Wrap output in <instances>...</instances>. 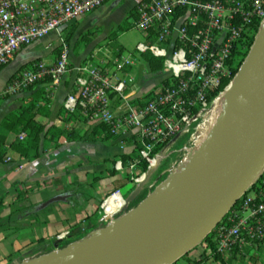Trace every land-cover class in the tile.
Wrapping results in <instances>:
<instances>
[{
	"label": "built area",
	"instance_id": "1",
	"mask_svg": "<svg viewBox=\"0 0 264 264\" xmlns=\"http://www.w3.org/2000/svg\"><path fill=\"white\" fill-rule=\"evenodd\" d=\"M106 1L0 0V67L52 31L58 32L59 49L54 61L34 60L30 68L14 74L3 95L40 84L56 86L71 72L74 90L67 93L62 107L70 113L78 110L87 126L98 127V137L108 135L118 144L125 157H116L113 169L134 187L149 168L154 172L161 159L175 154V160L160 175L172 172L210 130L235 74L223 88L218 87L230 78L240 39L254 25L257 31L260 28L264 0H138L132 24L148 40L153 36L154 43L138 42L135 49L161 58L163 65L158 83L142 95L128 91L134 81L133 76H125L134 64L129 54L105 55L101 64H93L92 55L91 60L87 57L70 65V44L60 31ZM184 135L187 142L174 149L173 144ZM25 136L21 132L18 138ZM149 178L142 189L155 185L156 179L147 183ZM124 206L120 188H114L102 198L99 210L111 220ZM211 232L215 251L203 239L193 248L200 253L187 264H208L215 255L224 258L235 248L243 251L264 241V169ZM68 234L65 230L55 239L67 240Z\"/></svg>",
	"mask_w": 264,
	"mask_h": 264
},
{
	"label": "water",
	"instance_id": "2",
	"mask_svg": "<svg viewBox=\"0 0 264 264\" xmlns=\"http://www.w3.org/2000/svg\"><path fill=\"white\" fill-rule=\"evenodd\" d=\"M202 141L132 209L153 167L125 198L120 216L13 264H173L199 244L264 169V20Z\"/></svg>",
	"mask_w": 264,
	"mask_h": 264
},
{
	"label": "crops",
	"instance_id": "3",
	"mask_svg": "<svg viewBox=\"0 0 264 264\" xmlns=\"http://www.w3.org/2000/svg\"><path fill=\"white\" fill-rule=\"evenodd\" d=\"M111 1V6L115 7L121 0ZM137 2L138 0H135L133 5L125 9L123 17L116 22V26H113L112 22H102L101 18L105 19L107 15L95 12L79 17L77 20L80 21L83 17L88 21V24L71 32L68 41L70 44V65L75 66L87 57L91 60L92 55H94L92 60L97 57L101 48L95 50L94 47L98 46L97 42L101 39L98 36L103 31V23L108 22L105 25L103 37L115 35L113 31L119 30L118 25L128 18L130 10L134 6L136 7ZM70 24L72 23L60 31L61 35ZM87 32L90 33L89 40L81 44L84 51L74 57L72 52H74L73 47L76 45V40L81 34ZM53 33L56 43L52 44L45 55L40 57L50 62L55 60L57 54V52H53L57 47L58 32L52 31L49 34ZM37 41L23 49L31 48ZM46 42L50 43L51 41L47 40ZM115 48V52L120 54L121 46ZM105 55L112 56L113 54L99 55L97 64L106 60ZM13 58L7 65L0 68L1 71L9 65L5 76L2 79L0 77V121L5 115L16 110L32 93L30 90H26L13 95H3V90L11 76L18 73L23 64L33 59L31 58L25 63H12ZM129 69H126V72ZM143 72L140 83L131 84L128 87L129 93L145 94L160 80V76H158V81L151 84L147 91H144L147 83L142 79L152 77L148 76L152 72L149 71L147 62H145ZM155 75L157 74L155 73ZM72 80L73 74L69 72L56 86L49 83L42 84L46 92L51 90L50 115L41 119L47 127L51 124L61 125L58 112L63 108L62 103L67 93L74 90ZM9 97L16 101L2 109V103ZM92 129L79 117L69 120L65 124V130L72 134L61 135L55 140L42 134L39 155L31 158L19 156L11 147L12 141L19 139V133L8 132L6 134L2 144L6 152L0 158V264L18 263L51 251L56 247H61L63 241H57L55 235L65 230H71L74 226L86 224L85 218L95 212L96 202L114 187L113 181L120 176L116 173L108 175L110 169L107 161H112L116 155L121 153V150L115 142L100 141L98 135L95 136L96 139H92L90 137ZM199 253L197 249L186 253L181 264L189 263ZM208 264L221 263L218 260H208Z\"/></svg>",
	"mask_w": 264,
	"mask_h": 264
},
{
	"label": "trees",
	"instance_id": "4",
	"mask_svg": "<svg viewBox=\"0 0 264 264\" xmlns=\"http://www.w3.org/2000/svg\"><path fill=\"white\" fill-rule=\"evenodd\" d=\"M135 9L136 7L134 6L130 10L128 17L132 16L133 18H136ZM126 25L127 23L124 20L118 25V28L121 29L123 27H126ZM256 32H257V25L256 26L254 25L253 28L250 30V33H247L246 37L240 39L239 43L237 44L235 48L234 54H233L232 63L234 66H233L230 78L224 79L221 85L218 87V90L223 88V86H225L228 83L229 79H231L232 76L236 73L241 61L243 60L245 55L248 53L250 46L252 45L254 41ZM89 37H90V33L88 32L81 34L76 40V44H80L82 42L85 43V41L89 40ZM152 37L153 36L149 38V41L152 40ZM69 38L70 36L68 35L66 39L69 41ZM142 56L148 64L149 71L159 75V72L162 71V67H163L162 59L158 57H154L148 52L143 53ZM33 61L34 60L29 61L23 64L21 67L30 65V63H32ZM43 82L44 80L41 81L40 83H43ZM28 90H30L32 93L26 98L24 103H22L16 110L11 111L7 115H5L0 121V148H1L0 158H2V156L6 152V149L3 147L2 144L8 132H12L15 134H18L21 132L25 133L26 135L25 138L21 140L14 139L11 143V147L15 152L18 153L19 156L26 157V158L36 157L39 155V143H40L42 134L43 136H48L52 140H55L57 137L64 135V134L65 136H69L72 134L71 132H68L65 130V124L69 120L76 119V117H79V111L76 110L75 112L70 113L66 111L64 108H61L58 112V118L61 121V125L51 124L50 126L47 127L46 123H44L41 119L43 117H48L50 115L49 106L51 103V90L46 92L44 87L41 84L37 85L34 88H30ZM149 94L150 93H148L147 95ZM97 134H98V127L95 126L92 129L90 137L92 139H96L95 136ZM99 138H100V141H107L109 140L110 137L108 135H104L103 137H99ZM185 142H187V138L183 139L182 144H184ZM118 156H121L124 158L125 154L119 153L112 159V161H114V159ZM114 173L116 172L114 169H112L109 171L108 175H114ZM166 176H167L166 172L163 173L162 175L159 174V176L156 178L155 185L159 183L160 181H162ZM113 183H114L113 184L114 188H118L120 186H123L126 183V179L118 177L113 181ZM155 185H153L150 189H148L147 187L143 188L141 192L139 193V195L136 197V199L131 202V205H137L141 200H143L146 197L147 193L151 191ZM85 220H87V223L84 224L83 226H74L71 230H69L68 238L67 240H64L62 242L61 247L65 246L66 243L72 240L81 238L83 236H86L90 231L97 229V228H101L107 224V221L106 219H104V217L97 215V209L95 210L94 213L87 216ZM212 234L213 233L210 232L204 238V241L207 243L211 251L214 252L215 242L212 238ZM263 243L264 241H260V242L258 241L253 246L258 244L257 246L259 247ZM238 252H240V250L235 248L233 251L230 252V254L235 255ZM246 252L247 251L243 250L241 253L245 254ZM218 257L219 256L215 255V259H217ZM221 260H223L222 257H221Z\"/></svg>",
	"mask_w": 264,
	"mask_h": 264
},
{
	"label": "rangeland",
	"instance_id": "5",
	"mask_svg": "<svg viewBox=\"0 0 264 264\" xmlns=\"http://www.w3.org/2000/svg\"><path fill=\"white\" fill-rule=\"evenodd\" d=\"M134 2H135V0H121L117 6L112 7L111 6L112 1L111 0H108V1H106L104 3V5L102 4L101 6H99L95 10H93V11L85 14L84 16L90 15L93 12H95L97 14H103L104 16L107 15V17L105 19H103V17L101 18L103 20L102 22H104V21L112 22V23H114L113 26L114 25L116 26L117 25L116 22L117 21H120L121 20L120 18L123 17V13H124L125 9H127L128 6L133 5ZM81 19L82 20H80V21L77 20L74 23L70 24L67 27V29H65L63 31V37L66 40V42H68V40L66 39V37L68 35L70 36L72 31H74V30H76L78 28L81 29V28H83L84 26H86L88 24V21L85 20V19H83V17ZM101 19H100V21H101ZM133 20H134V18L132 16L126 18V20H125L126 23H127L126 27H123V28H121V29H119L117 31H114L115 35H113V36H105V37H103V34L105 32L104 31L105 30V25L108 22L103 23V25H102L103 26V31L98 36V38L101 37V39L98 40V42H97L98 46L97 47H94L95 50L101 48V50L99 51L100 52L99 55H104L105 53H107L109 55L110 54H113L112 56H114V53H115V56L118 55V53L115 52V50H116L115 47L116 46H121V48H122L121 54L122 55H126V54L131 55V57L134 59V64L130 67L129 71L125 73V76L128 75V76H133L134 77V81L132 83H129V86L131 84H136L137 85V83L138 84L140 83L141 78H142L141 76L144 73L143 72V69H144V65H145V62H146L144 60L142 54H140L135 49V45L138 42H143L145 44L154 43L153 41H149L145 37L144 32H142L141 30H139V29H137L136 27L133 26V24H132L133 23ZM54 36H55L54 33L53 34H49V36H47V37L45 36L44 38L39 39L35 44H33L31 46V48L20 50L14 56L12 63H21V62H24L25 63V62H27L31 58H33L32 60H35V61L41 59L40 57H42L43 55H45V52H47V49L52 44H55L56 43V41L54 39L55 38ZM57 38L58 37H56V39ZM47 40L48 41L50 40L51 42L50 43H47L46 42ZM81 44L82 43L76 44L73 47L74 52H72V55L74 57H77V54L78 53L84 51V48H82ZM158 45H161V44H158ZM56 50L53 53L58 52L59 49L56 47ZM99 55L92 60L93 64H97ZM246 56H247V54L245 55V57L241 61L238 69L242 65V63L245 60ZM36 58H38V59H36ZM48 62H50V61H48ZM31 64L32 63H30V65L21 67L19 71H21V70H23L25 68H30L31 67ZM8 67H9V65L6 66V68L4 67L0 71V77H1V79L5 76L6 72L8 71V69H9ZM158 76H160V75H154L151 78L142 79L143 82H146L147 83L143 90L144 91H147V89L149 88V86L151 84L156 83L158 81ZM148 91H149V89H148ZM15 101L16 100H13L12 97H9L7 101H5V102L2 103V109H3L4 106H8L10 103H14ZM184 138H187V137L185 135L182 136L178 141H176L173 144V148L174 149H180L182 147V145H183L182 142H183V139ZM109 141H112V139H109ZM174 158H175V154H172L169 157H166L164 159H161V161L159 163V166L152 173V175L150 176V178H149V180H148L147 183H150L151 181H154L159 176V174L161 172H163L167 168V166L169 165L170 161L173 162L175 160ZM113 162L114 161H111V160H108L107 161L108 168L110 170L113 169ZM116 174H118V173L116 172ZM120 178L126 179V183L123 186L118 187V188H120L121 193L124 196V198H126L129 195V193L134 189L135 186L133 187V184L132 183H129L128 180H127V178L124 175H121ZM166 183L167 182L163 183L161 185V187H163L164 185H166ZM112 189H114V187ZM112 189H110L108 192H110ZM148 189H150V188H148ZM139 193H138V195H139ZM138 195H136V197ZM136 197H135V199H136ZM135 199H133V201ZM101 200H98L96 202V209H97V215L103 217V215L101 214V211L99 210V204H100V201ZM131 202L128 205V209H132L134 206H136V205H131ZM120 214H118L116 217L120 216ZM257 245L258 244H256L255 246H252L250 248L248 247V248L244 249L245 251H247L245 254L241 253L242 251H240V252L236 253L235 255L231 254L227 258H225V257L222 258L223 260H221V257L220 256L217 259H214V260H218L221 264H264V243L261 244L259 247ZM196 249L197 248L192 249L189 252H193ZM205 260H207V259H205ZM182 261H183V257L180 258L175 264H181Z\"/></svg>",
	"mask_w": 264,
	"mask_h": 264
},
{
	"label": "bare ground",
	"instance_id": "6",
	"mask_svg": "<svg viewBox=\"0 0 264 264\" xmlns=\"http://www.w3.org/2000/svg\"><path fill=\"white\" fill-rule=\"evenodd\" d=\"M229 89H230V90H229V93H228V97L231 98V96H232V94L234 93L236 87L233 86L232 88H229ZM202 142H203L202 139L198 140V142H197V146L201 145ZM121 202H122L121 199L118 198V203H121ZM116 206H117V205H116ZM110 207H115V205H114V206H109L108 208H110ZM112 209H113V208H112ZM112 209H111V210H112Z\"/></svg>",
	"mask_w": 264,
	"mask_h": 264
}]
</instances>
